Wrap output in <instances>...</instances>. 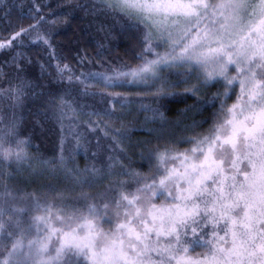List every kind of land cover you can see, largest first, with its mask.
<instances>
[{
    "label": "snow or ice",
    "instance_id": "1",
    "mask_svg": "<svg viewBox=\"0 0 264 264\" xmlns=\"http://www.w3.org/2000/svg\"><path fill=\"white\" fill-rule=\"evenodd\" d=\"M95 5L142 32L140 63L114 67L110 75L91 74L108 96H121L115 91L121 84L155 97L176 87L196 96L216 82L224 89L220 109L207 134L182 137L191 147L180 151L177 140L158 148L154 175L123 171L127 179L91 196L84 188L94 186L99 170L69 167L63 139L55 161L31 163L29 141L18 135L19 118L13 111L5 123L0 104V264H264V0H94ZM39 20L0 41V50L22 43L18 38L34 29L32 42L49 44L39 34ZM57 69L69 83L92 86L66 76L68 65ZM172 71L175 81L164 75ZM26 87L32 85L22 81L0 89V98L15 109ZM74 115L72 104L58 98L62 133ZM74 129L67 126L79 147ZM112 139L122 151L120 138ZM13 165L17 173L23 165L41 175L59 170L74 187L49 186L43 194L16 190L9 183ZM77 187L78 204L67 203Z\"/></svg>",
    "mask_w": 264,
    "mask_h": 264
},
{
    "label": "trees",
    "instance_id": "2",
    "mask_svg": "<svg viewBox=\"0 0 264 264\" xmlns=\"http://www.w3.org/2000/svg\"><path fill=\"white\" fill-rule=\"evenodd\" d=\"M93 4L94 0H0V41L37 24L41 16L38 31L49 41V44L33 43L37 34L34 29L30 36L18 38L22 43L13 41L11 47L0 50V89L22 85V81L32 85L24 89L23 103L15 109L9 107V100L0 98V104L5 123L13 111L19 118L18 135L29 141L31 163L55 161L63 139L69 167L99 170L94 186L84 188L89 195L96 196L105 192L112 182L127 179L120 175L123 171L154 175V153L158 148L178 140L176 147L183 151L191 145L182 137L207 134L220 109L218 94L224 89L222 84L213 82L196 96L176 87L169 95L155 97L135 86L121 84L115 88L121 96H108L91 74L110 75L114 67L140 63L142 32L118 15L102 11L101 19V6L94 8ZM46 46L51 49V55ZM58 65H68L71 73L66 76L92 81V86L85 89L75 79L71 83L61 79ZM164 75L172 81L178 78L176 71ZM60 97L69 101L78 113L72 120L64 121V133L56 119ZM234 101L235 96H231L227 103ZM106 112L111 118L103 115ZM70 124H75L74 132L79 134V147L74 134L68 133ZM105 131L110 135L106 136ZM113 136L120 138L122 151L115 148ZM110 164L113 166L109 167ZM26 168L27 165L21 166L18 173L15 165L8 169L15 177L9 180L11 187L38 194L46 193L49 186L74 187L59 170L57 174L41 175L29 173ZM127 188L134 190L135 185L129 182ZM78 193L77 187L67 203L78 204Z\"/></svg>",
    "mask_w": 264,
    "mask_h": 264
},
{
    "label": "rangeland",
    "instance_id": "3",
    "mask_svg": "<svg viewBox=\"0 0 264 264\" xmlns=\"http://www.w3.org/2000/svg\"><path fill=\"white\" fill-rule=\"evenodd\" d=\"M99 15H100L101 19H103V12H102V11L99 12ZM100 17L98 16V20L100 19ZM46 48H47V52H48V54L51 55V54H52V53H51V49H49L48 46H46ZM93 72H98V69H93ZM101 72H102V71L99 70L98 73H101Z\"/></svg>",
    "mask_w": 264,
    "mask_h": 264
}]
</instances>
